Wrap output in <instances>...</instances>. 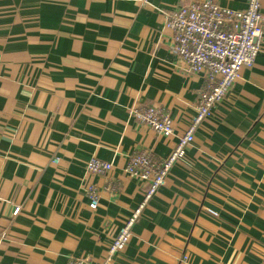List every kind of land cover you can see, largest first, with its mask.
Instances as JSON below:
<instances>
[{
  "label": "crops",
  "instance_id": "crops-1",
  "mask_svg": "<svg viewBox=\"0 0 264 264\" xmlns=\"http://www.w3.org/2000/svg\"><path fill=\"white\" fill-rule=\"evenodd\" d=\"M202 1L0 0V264L102 262L146 190L127 160L167 159L194 115L203 79L183 71L166 14ZM143 106L165 111L173 136L129 117ZM92 157L110 173L88 175ZM263 254L264 39L113 264H261Z\"/></svg>",
  "mask_w": 264,
  "mask_h": 264
},
{
  "label": "built area",
  "instance_id": "built-area-1",
  "mask_svg": "<svg viewBox=\"0 0 264 264\" xmlns=\"http://www.w3.org/2000/svg\"><path fill=\"white\" fill-rule=\"evenodd\" d=\"M262 0H246L242 11L220 7L214 1L192 2L166 14V22L173 34L172 51L178 56L185 73L201 75L203 83L198 92L194 115L185 133L179 137L169 157L156 160L148 151L132 154L124 166V173L146 185L143 199L130 217L111 238L106 255L100 264H113L132 236V228L142 211L162 187L172 167L181 162L186 149L194 141L196 129L213 113L240 78L242 69L253 67L262 51L264 16ZM129 117L150 128L154 133L173 136L174 129L169 115L157 106L132 107ZM111 163L92 157L86 164L88 175H107ZM89 208L96 210L99 195L92 185L84 187ZM18 209L14 210L16 215ZM66 264H92L86 258H70ZM264 264V254L262 263Z\"/></svg>",
  "mask_w": 264,
  "mask_h": 264
}]
</instances>
